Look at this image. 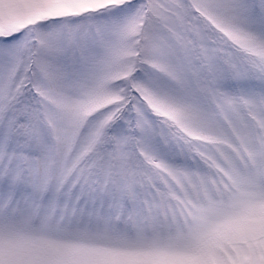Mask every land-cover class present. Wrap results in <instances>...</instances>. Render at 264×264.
Listing matches in <instances>:
<instances>
[{
    "label": "snow or ice",
    "instance_id": "obj_1",
    "mask_svg": "<svg viewBox=\"0 0 264 264\" xmlns=\"http://www.w3.org/2000/svg\"><path fill=\"white\" fill-rule=\"evenodd\" d=\"M0 264H264V0H0Z\"/></svg>",
    "mask_w": 264,
    "mask_h": 264
}]
</instances>
